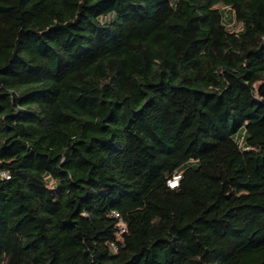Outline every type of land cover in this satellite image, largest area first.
Returning a JSON list of instances; mask_svg holds the SVG:
<instances>
[{
  "label": "trees",
  "instance_id": "1",
  "mask_svg": "<svg viewBox=\"0 0 264 264\" xmlns=\"http://www.w3.org/2000/svg\"><path fill=\"white\" fill-rule=\"evenodd\" d=\"M0 169V264H264V0H0Z\"/></svg>",
  "mask_w": 264,
  "mask_h": 264
},
{
  "label": "built area",
  "instance_id": "2",
  "mask_svg": "<svg viewBox=\"0 0 264 264\" xmlns=\"http://www.w3.org/2000/svg\"><path fill=\"white\" fill-rule=\"evenodd\" d=\"M9 176H10V174H9L8 170L0 169V178H8ZM178 179H179V174L174 175L171 179L168 180V185L170 187L177 185ZM112 214L119 218L118 228H119L120 232H123L125 229V224H124L123 220L119 217L118 212L114 211Z\"/></svg>",
  "mask_w": 264,
  "mask_h": 264
},
{
  "label": "rangeland",
  "instance_id": "3",
  "mask_svg": "<svg viewBox=\"0 0 264 264\" xmlns=\"http://www.w3.org/2000/svg\"><path fill=\"white\" fill-rule=\"evenodd\" d=\"M224 10H225V19L228 27L231 30H239L242 24L235 20L233 13L230 10H228L227 7L224 8Z\"/></svg>",
  "mask_w": 264,
  "mask_h": 264
}]
</instances>
